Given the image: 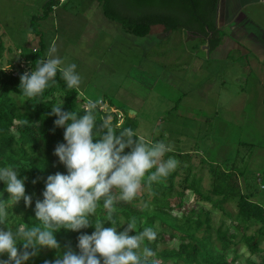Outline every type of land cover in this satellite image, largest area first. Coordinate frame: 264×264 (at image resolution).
Masks as SVG:
<instances>
[{
    "label": "trees",
    "instance_id": "1",
    "mask_svg": "<svg viewBox=\"0 0 264 264\" xmlns=\"http://www.w3.org/2000/svg\"><path fill=\"white\" fill-rule=\"evenodd\" d=\"M63 1L46 0L42 13L31 16V27L35 26V20L45 18L55 5ZM219 1L97 0L104 15L118 22L126 32L144 36L152 25H162L166 31L181 29L193 37L206 39L210 50L221 41L216 22ZM32 32L39 34L41 30L34 28ZM3 48L0 37V51ZM45 50L46 44L41 38L30 57L25 59L19 55L16 62L0 67V168L12 166L19 172L18 178L26 176V194L33 197L31 206H25L22 199L14 203L6 191L5 183L0 181V200L7 201L8 218L5 224L14 232L20 226L30 228L41 224L35 218L34 208L35 200L43 199L44 180L57 171L66 173L65 166L53 154L56 144L64 142V129L54 126L57 117L49 115L51 108L63 104L64 110L83 115L84 110L91 105L79 104L77 89L69 88L59 71L55 81L50 82L42 95L34 98L22 95L19 84L24 64L27 63L31 71L35 70L36 63L46 59ZM96 105L97 125L106 116H111L117 132L129 128L124 122L118 124L115 113L103 112ZM188 154L166 152L163 156L165 161L171 157L180 165L167 177L150 185L147 183V175L155 169L149 170L142 181L144 191L140 198L137 196L131 202L119 201L114 204L112 218L116 223L113 226L118 229L121 227L122 230L126 223L135 220L136 230L130 233L133 235L135 231L140 232L146 227L153 228L157 238L151 242L145 240L144 246L155 252L159 264H264V260L256 263L252 259L253 255L261 253L260 246L264 241V206L253 200L249 191L242 189L238 178L241 174H237L233 168H227L228 164H209L210 188L201 189L199 178L189 179L192 177V161ZM180 172L184 173L183 177L175 180ZM36 177L43 179L34 185L31 181ZM176 185L180 188H175ZM187 190L188 195L185 194ZM118 192L117 189L113 190L116 195ZM139 199L142 203H139ZM203 203L211 207L207 208ZM225 204H232L235 210H227ZM213 210L221 212L220 220L215 221ZM106 216L107 210L101 199L95 216L90 219L93 222L96 219L105 220V227H109L111 223L106 221ZM227 219H231V222L228 223ZM156 220L159 228L154 226ZM250 228L255 229L248 233ZM93 231L94 226L79 232L61 229L55 235L62 247L70 242L73 249H76L78 235L91 234ZM175 240L177 244L166 245ZM60 251L41 249L37 256L25 264H43L45 260L55 259ZM243 251L246 256L241 262ZM0 258L7 259V255Z\"/></svg>",
    "mask_w": 264,
    "mask_h": 264
},
{
    "label": "rangeland",
    "instance_id": "2",
    "mask_svg": "<svg viewBox=\"0 0 264 264\" xmlns=\"http://www.w3.org/2000/svg\"><path fill=\"white\" fill-rule=\"evenodd\" d=\"M44 2L46 0H0L6 18L9 7L16 5L20 10L11 19L10 27L1 26L5 33L0 31L4 44L0 67L16 62L19 55L25 59L31 56L39 41V36L32 33L34 28L45 32L43 41H47V55L53 35L49 32L53 31L50 27L44 29L40 18L35 20V26L30 24L32 15L42 13ZM90 2L93 0H64L60 5L71 12L84 13ZM89 16L91 24L85 32L95 29L105 32L97 38L102 41L107 38V47L102 48L100 55L96 52L100 46L78 51L71 40L62 46L67 53L62 65L76 64L75 71L81 78L79 86L75 87L79 104L88 106L104 99L106 106L116 105L123 112L120 122L134 128L139 136L149 141H163L171 152L189 153L192 161L189 179L199 178L198 185L203 190L209 189L211 184L209 164H228L227 168L241 174L238 178L242 189L264 206V62L257 67L237 50H231L228 59L211 55L206 44H200L199 40L181 38L180 32H185L181 29L171 30L176 33L161 42L155 34L129 38L118 22L104 15L101 5L93 8ZM149 32L165 31L157 25ZM221 34L223 37L231 33L225 26ZM145 72L152 77L145 76ZM122 91L142 98L139 112L130 113ZM183 175L180 172L175 180ZM143 191L142 187L139 198ZM188 193L185 191L186 195ZM225 207L235 210L232 204ZM212 215L215 221L222 218L219 210H213ZM154 226L159 228L158 220ZM175 244L176 240L166 243ZM260 248L261 253L252 256L256 263L264 260V241ZM245 256L243 251L241 262Z\"/></svg>",
    "mask_w": 264,
    "mask_h": 264
},
{
    "label": "clouds",
    "instance_id": "3",
    "mask_svg": "<svg viewBox=\"0 0 264 264\" xmlns=\"http://www.w3.org/2000/svg\"><path fill=\"white\" fill-rule=\"evenodd\" d=\"M52 47L47 58L36 63L35 70L20 74L19 89L27 98L42 95L55 81L57 72L61 73L69 88L78 87L81 78L75 71L77 65L62 66V59ZM63 104L51 108L54 126L64 129L63 140L55 146L53 154L66 168V173L57 171L44 180L43 199L35 200V218L40 225L20 226L14 232L7 227V201L0 200V264H25L39 254L41 249L61 250L53 260L43 264H159L155 252L144 241H155L157 232L146 227L136 230L135 220L118 229L112 218L114 204L131 202L142 188L146 173L147 183L167 177L178 164L174 158L162 157L170 146L163 141L152 143L139 136L132 128L117 132L111 116H106L97 125L92 103L83 115L64 110ZM55 127L53 131L55 130ZM127 150V151H126ZM19 172L12 166L0 168V181L6 185L10 199L16 203L21 199L25 206H31L32 195L26 194V176L18 178ZM42 177L31 181L36 184ZM119 190L118 195L113 190ZM107 210L105 220L90 218L95 216L99 202ZM94 226L91 234L81 233L77 237L76 249L70 242L63 247L55 233L61 229L79 232Z\"/></svg>",
    "mask_w": 264,
    "mask_h": 264
},
{
    "label": "crops",
    "instance_id": "4",
    "mask_svg": "<svg viewBox=\"0 0 264 264\" xmlns=\"http://www.w3.org/2000/svg\"><path fill=\"white\" fill-rule=\"evenodd\" d=\"M98 6L100 5L97 0H93V2H90L87 6L88 10L84 13H74L68 10V8L61 6L60 3L55 5L52 11L45 18L41 19L43 28H51L53 31L49 32L53 35L47 47V54L52 47H55L57 49L56 55L63 61L67 53L62 46L68 43V40H71V43L77 46L78 51L84 49L90 50L91 47L95 48L100 46L96 49L97 54L100 55L102 48L105 49L107 47V38L105 41H102L97 37L100 36V34H105V32H96L95 29L90 32H85V29H88L91 24L89 13L90 11L92 13L93 8ZM16 7L15 5V7L12 6L8 8V16L6 18L0 5V31L3 32L1 34L4 35L5 33L1 26L10 27L12 25L11 19L14 18V14L16 11H20ZM216 22L217 27L220 29V33L223 27L227 26L231 34L223 37L221 34L219 45L214 49H208L209 54H216L218 57L228 59L230 51L237 50L240 54L248 56L247 60L257 67H260L259 65L264 62V0H220ZM154 26L157 25H152L150 29L152 30ZM162 29H164L165 32H148L146 35L155 34L159 42H161L166 39L169 40V38L176 33L170 32L171 30L166 32L164 26H162ZM60 30L63 32H60ZM36 35L39 36L40 41L41 38L43 39L45 32H39V34ZM124 35L131 38L134 34L124 32ZM179 36L181 38L183 36L187 37L188 40H199L200 44H206L208 42L206 39L203 40L202 38L193 37L188 32H180ZM46 43L47 41L45 44ZM45 58H47V55H45ZM146 73L147 72L144 74L145 76L148 74ZM147 76L148 78L152 77L150 75ZM133 90L135 93L137 92L135 87H133ZM123 96L128 108H130V113L136 114L140 111L143 103L142 98L138 97L137 94H128L126 92L123 93ZM112 106L117 107L116 105ZM173 108L175 107L173 106Z\"/></svg>",
    "mask_w": 264,
    "mask_h": 264
},
{
    "label": "built area",
    "instance_id": "5",
    "mask_svg": "<svg viewBox=\"0 0 264 264\" xmlns=\"http://www.w3.org/2000/svg\"><path fill=\"white\" fill-rule=\"evenodd\" d=\"M62 1V0H60ZM21 65L23 66V63H21ZM25 71H31L27 66H23V73ZM97 104L99 105V108L103 111V112H106V113H115L116 114V118H117V122L118 124L120 123V121L122 120V113L115 107V106H112L111 104H105V100L104 99H99L97 101Z\"/></svg>",
    "mask_w": 264,
    "mask_h": 264
},
{
    "label": "water",
    "instance_id": "6",
    "mask_svg": "<svg viewBox=\"0 0 264 264\" xmlns=\"http://www.w3.org/2000/svg\"><path fill=\"white\" fill-rule=\"evenodd\" d=\"M205 47H206L207 50L209 49V45H208V43H206V46H205Z\"/></svg>",
    "mask_w": 264,
    "mask_h": 264
}]
</instances>
